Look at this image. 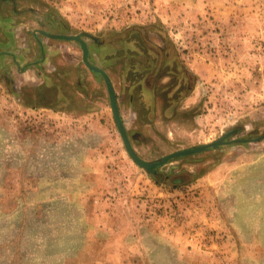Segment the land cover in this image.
<instances>
[{
	"label": "rangeland",
	"instance_id": "374dc122",
	"mask_svg": "<svg viewBox=\"0 0 264 264\" xmlns=\"http://www.w3.org/2000/svg\"><path fill=\"white\" fill-rule=\"evenodd\" d=\"M260 135L264 0H0V264H264Z\"/></svg>",
	"mask_w": 264,
	"mask_h": 264
},
{
	"label": "water",
	"instance_id": "95a60500",
	"mask_svg": "<svg viewBox=\"0 0 264 264\" xmlns=\"http://www.w3.org/2000/svg\"><path fill=\"white\" fill-rule=\"evenodd\" d=\"M43 34L50 36L52 38H61L65 40H76L79 42L81 50H82V61L84 64L87 66L89 70L92 72H95L102 76L104 79V82L106 84L107 92H108V97H109V104L113 116L114 123L117 127V130L121 136L124 148L127 152V154L130 156V158L141 168H143L145 171L151 173V174H156L157 169L162 166L163 164L167 163L170 159L192 154L195 152L203 151L208 148H215L218 145L221 144H227L231 142H246V141H251L253 140L252 138H234V139H226L223 136L219 137L218 139L212 140L207 143H202V144H197L195 146L187 147V148H182V149H177L174 151H171L167 154H164L163 156L160 157V159L153 160V161H148L143 158H141L136 151L134 150L127 130L124 126L123 120L121 118V114L119 111L118 103H117V97H116V92L113 86V83L107 74L105 70L100 68L99 66L92 64L89 60V49L86 41L81 37L80 34H50L46 31L40 30ZM264 135H260L256 139L262 138Z\"/></svg>",
	"mask_w": 264,
	"mask_h": 264
},
{
	"label": "trees",
	"instance_id": "16d2710c",
	"mask_svg": "<svg viewBox=\"0 0 264 264\" xmlns=\"http://www.w3.org/2000/svg\"><path fill=\"white\" fill-rule=\"evenodd\" d=\"M93 73L97 75V73H95V72H93Z\"/></svg>",
	"mask_w": 264,
	"mask_h": 264
}]
</instances>
